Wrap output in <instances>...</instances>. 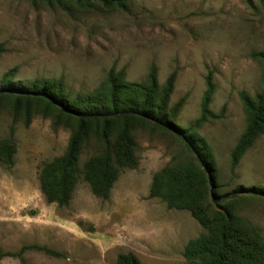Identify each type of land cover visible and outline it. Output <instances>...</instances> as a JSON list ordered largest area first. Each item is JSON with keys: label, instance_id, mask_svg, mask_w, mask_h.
I'll return each mask as SVG.
<instances>
[{"label": "rangeland", "instance_id": "374dc122", "mask_svg": "<svg viewBox=\"0 0 264 264\" xmlns=\"http://www.w3.org/2000/svg\"><path fill=\"white\" fill-rule=\"evenodd\" d=\"M259 51H264V0H126L125 11L0 0V78L13 68L10 80L16 85L60 78L73 95L94 89L109 70L140 81L153 63L158 86L175 72L167 107L183 97L172 123L188 130L199 115L210 73L214 88L208 107L220 117L195 129L211 164L207 171L199 162L206 178L200 205L207 213L218 204L232 207L264 238V133L233 169L229 165L245 123L238 92L253 96L262 90L263 65L252 56ZM10 125L13 162L0 160V253L37 244L60 256L27 249L21 259L1 255L0 264H114L116 255L126 252L142 264H178L185 242L204 231L187 209L148 197L155 171L197 158L173 131L136 126L137 164L119 172L107 198L94 196L80 177L68 203L59 206L40 192L38 172L43 162L64 152L70 129L53 126L39 113L24 125L0 101V140L9 137ZM97 150L93 138L82 143L78 165ZM211 196L220 201L213 203Z\"/></svg>", "mask_w": 264, "mask_h": 264}, {"label": "trees", "instance_id": "16d2710c", "mask_svg": "<svg viewBox=\"0 0 264 264\" xmlns=\"http://www.w3.org/2000/svg\"><path fill=\"white\" fill-rule=\"evenodd\" d=\"M32 1L63 10L90 8L95 4L126 10V0ZM252 56L263 65L262 90L253 96L245 91L238 92L245 123L229 152L231 169L255 138L264 133V51ZM13 71V68L8 70L0 78V101L9 104L12 119L20 116L27 125L32 116L39 113L50 117L53 126L63 125L70 129L64 152L43 162L38 172L39 190L47 202L66 205L80 177L94 196L107 198L119 172L137 164L132 130L136 126L151 124L164 131H173L184 141L190 153L197 154L194 161L161 167L152 174L148 186V197L159 198L168 208L187 209L204 230L185 242L181 251L183 261L178 264H264V238L258 228L237 215L232 207L218 204V209L207 213L200 205L206 178L199 162L207 171L211 170V164L207 146L195 129L208 119L220 117V113H213L208 107L214 88L210 73L204 78L205 89L200 98L198 117L190 129L181 130L172 120L183 103V97L167 107L175 72H170L158 86L153 63L140 81H126L122 70H109L94 89L73 95L65 90L60 78H36L26 85H16L10 80ZM11 134L10 125L9 137L0 140V160L6 165L13 162ZM89 138L94 139L98 150L80 167V146ZM27 249L60 256V253L37 244L21 245L17 252L0 253V256L20 258V253ZM114 264L142 263L134 254L126 252L117 254Z\"/></svg>", "mask_w": 264, "mask_h": 264}, {"label": "water", "instance_id": "95a60500", "mask_svg": "<svg viewBox=\"0 0 264 264\" xmlns=\"http://www.w3.org/2000/svg\"><path fill=\"white\" fill-rule=\"evenodd\" d=\"M211 199L213 201V203H218L220 201V199L214 198L213 196H211Z\"/></svg>", "mask_w": 264, "mask_h": 264}]
</instances>
